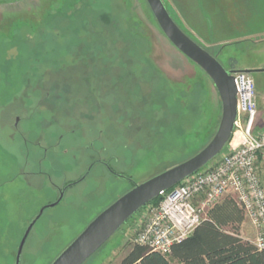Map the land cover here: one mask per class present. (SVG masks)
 <instances>
[{
	"label": "rangeland",
	"instance_id": "1",
	"mask_svg": "<svg viewBox=\"0 0 264 264\" xmlns=\"http://www.w3.org/2000/svg\"><path fill=\"white\" fill-rule=\"evenodd\" d=\"M161 1L203 47L177 6ZM255 2L264 31V0ZM206 51L227 71L264 69V35L225 56ZM249 76L254 133L264 132V72ZM220 116L212 81L169 42L145 0L0 1V264H15L33 221L20 264H51L134 185L202 150ZM144 207L84 264H119ZM247 221L237 229L251 243Z\"/></svg>",
	"mask_w": 264,
	"mask_h": 264
},
{
	"label": "built area",
	"instance_id": "2",
	"mask_svg": "<svg viewBox=\"0 0 264 264\" xmlns=\"http://www.w3.org/2000/svg\"><path fill=\"white\" fill-rule=\"evenodd\" d=\"M237 119L227 153L213 168L197 171L173 189L161 192L157 204H147L132 244L168 256L207 218L226 195H232L252 226L251 244L264 251V132L254 133L257 117L254 80L244 72L233 74Z\"/></svg>",
	"mask_w": 264,
	"mask_h": 264
},
{
	"label": "water",
	"instance_id": "3",
	"mask_svg": "<svg viewBox=\"0 0 264 264\" xmlns=\"http://www.w3.org/2000/svg\"><path fill=\"white\" fill-rule=\"evenodd\" d=\"M145 2L169 42L201 68L212 81L221 102L218 127L208 144L193 157L141 184L134 185L131 190L99 213L51 264H84L136 212L157 198L161 192L173 188L212 161L227 145L234 130L237 119V98L233 74L236 71L225 70L215 57L190 39L176 25L161 0H145ZM237 72L249 75L254 72H264V69ZM34 223L35 221L28 226L19 243L15 264H20L25 240Z\"/></svg>",
	"mask_w": 264,
	"mask_h": 264
},
{
	"label": "trees",
	"instance_id": "4",
	"mask_svg": "<svg viewBox=\"0 0 264 264\" xmlns=\"http://www.w3.org/2000/svg\"><path fill=\"white\" fill-rule=\"evenodd\" d=\"M160 199L158 196L148 204ZM242 221L237 203L225 199L210 209L207 218L183 241L173 245L168 256L132 244L119 264H264V251L239 236L237 226Z\"/></svg>",
	"mask_w": 264,
	"mask_h": 264
},
{
	"label": "crops",
	"instance_id": "5",
	"mask_svg": "<svg viewBox=\"0 0 264 264\" xmlns=\"http://www.w3.org/2000/svg\"><path fill=\"white\" fill-rule=\"evenodd\" d=\"M169 1L177 6L178 20L191 30L202 48L217 55L225 56L231 45L264 35V31L257 29L260 20L255 0Z\"/></svg>",
	"mask_w": 264,
	"mask_h": 264
}]
</instances>
